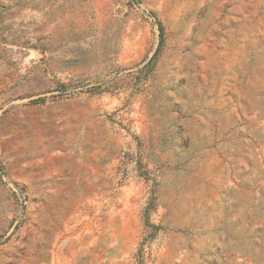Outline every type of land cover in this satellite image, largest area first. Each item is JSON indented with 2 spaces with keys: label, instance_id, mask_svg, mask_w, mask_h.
<instances>
[{
  "label": "rangeland",
  "instance_id": "obj_1",
  "mask_svg": "<svg viewBox=\"0 0 264 264\" xmlns=\"http://www.w3.org/2000/svg\"><path fill=\"white\" fill-rule=\"evenodd\" d=\"M0 264H264V0H0Z\"/></svg>",
  "mask_w": 264,
  "mask_h": 264
},
{
  "label": "trees",
  "instance_id": "obj_2",
  "mask_svg": "<svg viewBox=\"0 0 264 264\" xmlns=\"http://www.w3.org/2000/svg\"><path fill=\"white\" fill-rule=\"evenodd\" d=\"M159 31H160V43H161L162 42V33H163V30L161 27L159 28Z\"/></svg>",
  "mask_w": 264,
  "mask_h": 264
},
{
  "label": "built area",
  "instance_id": "obj_3",
  "mask_svg": "<svg viewBox=\"0 0 264 264\" xmlns=\"http://www.w3.org/2000/svg\"><path fill=\"white\" fill-rule=\"evenodd\" d=\"M56 75H57L58 78H61L62 77L61 74H56Z\"/></svg>",
  "mask_w": 264,
  "mask_h": 264
}]
</instances>
